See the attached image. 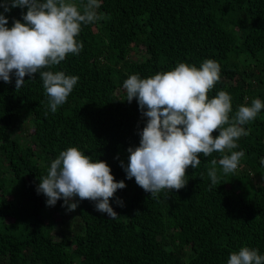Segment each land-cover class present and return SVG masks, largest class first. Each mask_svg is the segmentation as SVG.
Returning a JSON list of instances; mask_svg holds the SVG:
<instances>
[{
	"label": "trees",
	"instance_id": "obj_1",
	"mask_svg": "<svg viewBox=\"0 0 264 264\" xmlns=\"http://www.w3.org/2000/svg\"><path fill=\"white\" fill-rule=\"evenodd\" d=\"M67 2L82 9L87 0ZM26 11L6 13L7 27ZM97 11L104 18L82 25L80 53L42 69L79 77L56 112L39 74L19 89L14 75L11 83L0 80V264H227L241 247L264 255V108L237 141L234 151L245 153L238 169L224 174L217 164L215 186L208 170L221 153L201 154L183 189L155 198L120 166L145 125L123 88L131 75L212 59L221 72L208 96L230 94V119L254 99L264 103V0H101ZM69 147L106 162L126 184L110 199L115 219L95 202L77 197L68 211L63 200L49 207L37 193Z\"/></svg>",
	"mask_w": 264,
	"mask_h": 264
},
{
	"label": "clouds",
	"instance_id": "obj_2",
	"mask_svg": "<svg viewBox=\"0 0 264 264\" xmlns=\"http://www.w3.org/2000/svg\"><path fill=\"white\" fill-rule=\"evenodd\" d=\"M100 7L101 0H87L82 9L67 0H3L0 80L11 83L14 75L15 87L19 89L25 77L34 79L39 74L49 107L56 112L58 106L67 102L79 77L42 69L59 65L68 54L80 53L83 43L77 37L82 25L103 19V14L97 11ZM14 8L27 11L21 19H13L9 28L5 14ZM220 72L218 62L206 59L199 68L179 63L173 70L143 79L134 74L123 82L127 102L137 101L145 125L138 132L139 146L127 149V165L121 161L120 166L126 178H134L151 197H157L165 189H183L188 183L185 179L188 168L200 165L201 154L204 157L222 154V158L210 162L208 176L212 186L219 182L217 164L224 174L238 169L245 153L234 151L238 148L237 141L249 134L244 125L256 119L264 103L254 99L250 106H240L230 119V94L219 91L211 99L208 96L219 82ZM216 132L219 134L214 136ZM111 171L106 162L93 161L78 148L69 147L51 162L47 174L40 179L37 193L47 198L49 207L63 200L62 207L68 211L78 207L75 198L89 200L95 202L96 211L115 219L118 214L110 206V199L126 184L123 180L116 182ZM116 204L124 206L119 198ZM227 264H264V255L257 249L241 247L230 254Z\"/></svg>",
	"mask_w": 264,
	"mask_h": 264
}]
</instances>
